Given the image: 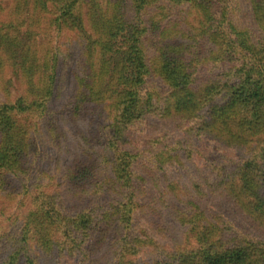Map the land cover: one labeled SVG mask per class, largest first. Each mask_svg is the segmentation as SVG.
Returning <instances> with one entry per match:
<instances>
[{"label": "trees", "instance_id": "trees-1", "mask_svg": "<svg viewBox=\"0 0 264 264\" xmlns=\"http://www.w3.org/2000/svg\"><path fill=\"white\" fill-rule=\"evenodd\" d=\"M81 1L34 3L42 2L59 29L78 33L75 24L82 23L73 10ZM150 1L131 0L135 10L127 18L118 8L108 19L107 11L100 10L97 26L95 21L92 30L85 25L79 35L90 67L80 82L83 94L90 100L103 97L108 121L102 168L94 163L86 171L78 162L66 170L62 188L36 187L32 210L16 242L26 247L31 239L42 256L41 264H264V0H245L259 32L255 38L233 25L226 32L218 21L220 50L225 45L224 50L231 52H223L228 56L221 60L231 67L206 76L191 69V58L187 64L183 45L167 42L156 62L147 59L139 21ZM218 2L166 0L171 7L194 9L201 18H208ZM93 14L90 17H95V10ZM123 32L126 48L114 49ZM20 57L13 52L5 56L7 66L12 63L31 76L32 70L21 64ZM54 68L53 60L40 87L36 84L32 89L28 84L22 95L0 103V177L24 175L21 165L32 152L29 132L51 120L50 99L59 93ZM149 76L158 78L166 90L143 94ZM108 80L118 84L113 87ZM173 132L183 137L173 140ZM206 144H222L230 152L208 168L211 178L203 177L201 185L188 171L186 183L175 190L165 168L175 165L187 171L180 159L189 162L191 154L203 156ZM143 157L148 171L138 165ZM156 174L167 182L161 190ZM143 184H149V190ZM188 185L191 192L185 189ZM106 194L113 196L111 202L93 205ZM216 203H223V213L210 210ZM166 214L178 227L187 228L185 244L174 231L168 235ZM141 219L146 231L140 232L136 224ZM25 250L14 247L0 264H18V259L34 264Z\"/></svg>", "mask_w": 264, "mask_h": 264}, {"label": "rangeland", "instance_id": "rangeland-1", "mask_svg": "<svg viewBox=\"0 0 264 264\" xmlns=\"http://www.w3.org/2000/svg\"><path fill=\"white\" fill-rule=\"evenodd\" d=\"M223 1L218 2L217 8L210 10L208 18H201V13H195L196 11L188 6L171 7L166 4V0H155V2L151 0L139 21L144 28L142 39L147 59L156 62L159 49H166L164 46L167 42H171L174 43L173 45H183L187 48L185 54L189 59H186L187 64L191 62V58L194 66L190 63V67L197 75L220 74L222 68H230L229 63L221 60L224 56H228L226 53L231 52L230 50L225 51V45L222 47V44L220 50L218 42L222 43V40L219 38L218 21L222 20L221 25L226 32H230L227 27L230 25L238 29L249 30L254 38L259 32L252 25L245 0ZM117 2L121 3V8ZM91 7L94 9L92 10ZM117 8L126 18L130 16V12L135 10L131 0L81 1L73 10V15L79 16L82 23L81 27L75 24L78 30L76 33L74 29L68 31L63 28L59 29L54 23V16L43 8L42 2L0 0V103L12 101L18 95H22L29 88L28 84L32 89L36 88V84L40 87V80H44L53 60L54 72L57 73L60 81L59 93L53 101L50 99L49 103L52 111L51 120L47 124L41 122L37 128L29 132V145L32 152L31 158L27 157L21 165L24 175L9 174L7 177H0V180H5V184L0 183V260L7 256L9 251H14V247H24L27 250L25 253L33 257L34 264H41L42 256L34 247L31 239L26 247L16 242L20 239L19 233L26 216L32 210L31 198L36 193V187L42 189L45 187L49 191L62 188L66 170L78 162H81L80 167L86 171L93 167L94 163L102 168L100 155L105 132L108 131V121L106 110L102 105L103 97L99 101L90 100L83 94L80 82L90 67L88 51L85 46L81 45L80 37L85 30V25L86 27L89 25L91 29L95 21V26H97L100 10L101 12L107 11L108 19L117 11ZM94 10L95 17L92 18L90 15H94ZM210 20L211 22L207 23ZM166 24L168 26L165 32ZM124 35L123 32L122 36L117 37L113 43L114 49L123 47ZM235 37L233 36L232 40ZM170 49L173 53L182 54L177 47H170ZM236 49L237 47L234 50L239 55ZM12 52L16 53L17 57L21 56L20 62L21 64L24 62V66L32 70L31 76L29 73L17 70L12 63L9 67L7 66L9 60L5 56L8 57ZM24 55L27 57L25 58ZM237 59L236 56L234 61ZM248 62L252 63L249 59ZM234 69H237V64ZM108 83L113 87L118 84L117 81L110 82L109 80ZM165 90V85L158 78L146 77L142 89L143 94L163 93ZM182 137V133L173 132V140ZM193 147L196 148V146ZM202 148L206 152V154L203 152V156L191 154L189 162L180 159V163L187 171L180 169L179 166L177 169L175 165L165 168V175L169 177V182L176 186L175 190L186 183L188 171L192 174L194 183L201 185L203 177L211 178L208 168L217 162L219 157L228 155L230 152L222 144H206ZM29 162L30 164H26ZM138 165L145 168V171L149 169L148 161L144 157L138 159ZM155 176L159 190L163 189V185L167 183L166 180L164 181L159 174ZM143 187L146 190L150 188L149 184H143ZM185 189L189 192L192 190L189 185ZM112 197L111 194L102 195L98 201L93 200V205L109 203ZM177 206L181 205L177 203ZM209 208L217 214L224 212L223 203L212 204ZM165 220L171 230L168 235L172 236L174 231L175 238L185 244L187 228L178 227L167 214ZM136 228L140 232L146 231L143 219L139 220ZM170 241L173 242V237ZM147 260L144 259L142 263H146ZM17 263L23 264V259H18ZM66 263L70 264L69 261Z\"/></svg>", "mask_w": 264, "mask_h": 264}]
</instances>
